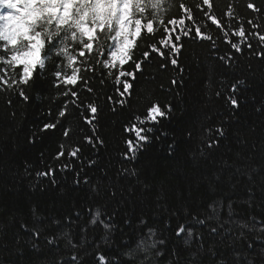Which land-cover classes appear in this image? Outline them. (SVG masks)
<instances>
[{"label": "trees", "instance_id": "trees-1", "mask_svg": "<svg viewBox=\"0 0 264 264\" xmlns=\"http://www.w3.org/2000/svg\"><path fill=\"white\" fill-rule=\"evenodd\" d=\"M212 2L213 10L208 12L202 0H168L172 7L164 5L168 8V11L161 12L164 25L158 22L154 24L159 29L155 34L158 47L161 33L168 35L163 32L164 27L169 30L174 27L168 22L170 18L184 19L185 25L192 26L193 29L199 26L204 34L212 36V41L184 38V49L178 60V67L151 54V59L142 65L144 73H137V80L131 81L134 86L131 96L120 97L115 91L117 86L106 80L107 70L92 60L87 64L90 71L86 72L84 67L81 68L80 75L89 78L87 85L85 86L84 80H80L72 89L77 93L75 97L71 93L63 96L62 90L68 89L63 85L60 89L55 87L53 73L58 66L66 64V60L56 56L54 52L46 58L44 50L41 57L45 59L46 67L42 70L37 66L35 69V84L25 89L28 101H24L18 91L10 90L7 84L0 81V233L5 231L4 225H7V234L0 238V258H8L11 253V247L3 248V241L11 244L18 237L20 246L26 247L24 242L30 238V233L21 225L29 228L34 226L33 208L45 217L42 222L45 225L49 224L50 215L62 219L65 215L74 214V211L81 213L75 223L62 219L61 225L45 228L44 235L56 237V243L51 246L55 249L50 253L52 264H75L71 259L74 255L80 258V264H99L96 258L100 255L130 264L129 258L123 253L136 247L148 227L164 228L167 213L162 209L153 211L156 198L161 192L173 208L177 207L178 195L183 194L191 212L202 216L208 214L209 203L223 200V219H229V201L234 202V214L230 218L233 221H248L250 212L258 220L264 217V212L255 206L250 210L244 203L248 199V192L245 191L248 186L246 177L241 178V183L234 190L215 192L209 190L208 183L202 178L205 174L211 175L216 169L227 166L264 169V46L258 40L259 35H264V0ZM181 3L191 7L193 20L187 19L183 9L179 7ZM248 3H252L260 11L253 12L247 8ZM228 11H233L232 17L227 16ZM151 12L147 8L142 15L137 12L134 15L146 21ZM213 14L223 21L228 37H224L223 32L211 24L209 16ZM248 20H252L258 27L248 24ZM241 24L246 29L247 43L241 45L240 53H235L227 40L239 42V38L233 37L231 33ZM175 34H179L178 27ZM96 35L99 37L101 34ZM143 36L146 37L143 42L138 40V47L133 49L135 60L142 59V53L146 50L151 53L148 45L153 42V36L146 31ZM213 42L215 46L211 47ZM112 43L110 38L103 41L106 55ZM247 44L252 47L248 48ZM81 48L82 46L75 48L73 55L78 56ZM95 48L94 42V51ZM89 55L92 54L86 53V57H78L76 66H80ZM106 55L99 58L104 59ZM221 55H233L234 59L229 64H224L219 60ZM162 63L166 67L162 68ZM22 69L18 65L10 72L7 66L0 64V74H6L5 79L15 78ZM125 69L134 70L131 61L125 65ZM67 71L70 74L71 70ZM174 78L177 79V85L172 84ZM101 80L105 83L101 84ZM240 80L244 81L243 85L238 83ZM233 84L237 86L236 93L232 92ZM87 87H91L96 95L89 93ZM230 96L237 99L238 108L231 106ZM73 100L76 103H72ZM120 100L125 101L124 105L120 104ZM88 101H95L100 109L96 134L104 141L102 147L94 148L86 139L93 136L92 127L85 122V115L90 113L83 112ZM152 103L171 105L173 112L150 134L151 142L138 151L137 158L126 160V140H134L135 137L134 134L123 132L122 128L129 122H135L136 115L146 114V109ZM77 104L80 105L79 108ZM61 110L65 111L64 117L59 116ZM57 120L60 122L55 129L40 132L45 123H56ZM221 125L227 128L228 138L217 149L209 150L207 144L212 142L215 129ZM64 131L68 132V136L64 135ZM162 132H167L168 135L163 136ZM241 140L245 143H238ZM170 145L173 149L171 154ZM62 146L65 154L57 159ZM75 148H79L80 152L76 157H70L68 153ZM201 149L210 154L206 158L201 157ZM237 152H241L243 158L238 159ZM92 160L96 164H90ZM50 168L57 183L53 185L44 177L37 181L36 173ZM133 172L135 175H132ZM255 179L256 183L252 187L256 188L259 196V185L264 182V177L257 176ZM85 181L88 183L85 184ZM5 183L8 190L4 189ZM190 187L192 191L189 200ZM94 188L99 194L93 191ZM130 189L134 191L135 197L119 206V215L116 217L119 226L107 243L104 242V229L101 225L97 224L95 228L89 226L86 233L81 230L88 225L90 215L97 207L104 213L102 219L107 220L112 214L116 207V200L111 198L112 191L123 192L127 196ZM66 193H70V197ZM117 199L120 197L117 196ZM160 203L163 204V200ZM125 213L130 214L134 225L138 224V217L143 214L146 224L132 228L125 226ZM9 218H12V222H9ZM185 222L183 213L171 218L170 226L162 234V238L166 239V246L161 248L175 249L187 260L190 253L197 250L195 242L188 248L174 235L179 223ZM187 226L195 227L190 223ZM261 226L264 225L257 224L258 228ZM226 227L236 228V225ZM61 230H70L77 247H71L65 239L58 236ZM257 234H250L253 237L250 241L253 248L237 250L249 254L259 252L264 243L254 239ZM204 242L207 245L206 230ZM41 244L43 247L46 241L42 239ZM231 251L230 248L217 247L215 259L218 260L221 256L231 259ZM157 260L161 264H168L169 257L166 253L165 256L155 258L153 264ZM202 261L203 264H214V259L208 255H203ZM136 264H140L139 256L136 257Z\"/></svg>", "mask_w": 264, "mask_h": 264}, {"label": "snow or ice", "instance_id": "snow-or-ice-1", "mask_svg": "<svg viewBox=\"0 0 264 264\" xmlns=\"http://www.w3.org/2000/svg\"><path fill=\"white\" fill-rule=\"evenodd\" d=\"M118 3L121 6L120 15L117 16L114 21L110 23L115 28V35L110 37L113 41V46L108 50L107 55L104 51V45L97 44L99 37L93 31L84 32L83 37L87 38V42L82 44L81 50L77 55H70L63 57L66 60V64L58 66L53 75L56 79L55 87L60 89L61 85L64 86L67 91L62 90L63 96L75 97L77 95L76 91L72 89L76 87L80 80L85 81V86L87 85L86 78L81 73V68L84 67L85 71H90L91 69L87 67L88 61L92 60L95 64L102 65L103 69L107 70L106 80L112 81L117 87L115 91L119 94L120 97L131 96L133 83L131 81L137 80V73L143 74L144 68L142 65H145L151 59V54H156L162 61H170V64L174 67H178V60L182 55V50L184 49V38L191 39L193 41H212L211 35H206L202 32V29L197 26L193 29L192 26H186L184 19H169V23L174 27L169 30L167 27H164L163 32L168 35L165 36L161 33L160 38L157 42L155 40V34L159 29L154 27L155 23L164 25L165 21L161 17V12L168 11V8H165L164 5L168 4V7H172L168 3V0H118ZM203 5L207 6V11L211 12L213 10L212 0H202ZM127 6L128 11L124 12V6ZM183 9L185 16L188 20H193V11L188 5L181 3L179 5ZM147 8H150L152 12L150 13L149 18L146 21H142L141 18H136L134 13L136 11L145 12ZM247 8L252 9L253 12H259L260 9L254 6L252 3L247 4ZM131 9V10H130ZM202 11H204L202 9ZM228 17L233 16V11L227 12ZM211 24L215 25L216 28L220 29L223 32L224 37H228V31H224L223 21L218 19L214 14L209 16ZM248 24H251L254 28L258 25L254 24L252 20H248ZM177 27L179 28V34H175ZM231 28V25H229ZM146 31L148 35L153 36V42L148 46L151 49L149 51H144L142 53V59L135 60L133 59V49L138 47V40L142 43L146 38L143 36V33ZM233 37H238L239 42H234L232 40H227V43L230 45L231 49L235 50V53H240L242 51L241 45L247 43L246 29L241 24L239 28L231 33ZM31 38V37H30ZM33 39V45L29 50L28 54L22 58L13 57L15 64L23 65L22 72L16 74L15 78L9 77L5 79L6 74H0V81L8 85V88L12 91H18L19 95L24 99V101L29 100V96L26 94L25 89L30 88L35 84L33 79V73L37 66L42 69L45 65V59L41 57V52L45 49L46 40L42 37H35ZM38 40V43L36 42ZM258 40L262 46H264V35H259ZM94 42L96 48L94 51ZM215 46V42L211 47ZM248 48H251V44H247ZM167 50V51H165ZM86 53L92 54L89 55L85 60H83L80 66H76L78 63V57H86ZM264 54V53H262ZM100 59L99 57H105ZM61 57V56H58ZM234 59L233 55H221L219 60L224 64H229L230 61ZM132 62L134 65V70H126L125 65H128L129 62ZM161 67H166V64H161ZM71 70L70 74L67 70ZM15 70V69H14ZM183 71V69H180ZM131 78V80H129ZM101 84H104L105 81L101 80ZM180 83H183V80H180ZM239 84L243 85L244 81L240 80ZM173 85H177V79L172 80ZM72 88H68V86ZM14 86V87H13ZM89 93L93 92L91 87H87ZM232 92H237V86L233 84ZM179 95V93H177ZM219 95V93H217ZM111 99V97L109 98ZM231 106L233 108H238L239 104L235 97H229ZM76 103L75 100L71 101ZM83 103V101L81 102ZM125 101L120 100V104L124 105ZM80 105L77 104V108ZM67 108V105H65ZM115 111V109H113ZM84 113H90V115H85V122L90 125L93 129V136L86 137L87 142L95 147L104 146V141L96 134V122L99 121L100 109L98 104L95 101H88L85 108L83 109ZM173 112V107L171 105H161L159 103H152L147 109L146 114L143 116L136 115L135 122H129L124 125L122 131L129 134H134L135 139H127V153H130L129 156L127 153L124 156V159H136L137 153L143 149L146 145L151 142V136L154 131L157 130V127L160 126L164 121H166ZM60 117L65 116V111L61 110L59 112ZM60 121L57 120L56 123H45L40 129V132H47L48 130L55 129L57 124ZM35 135V134H34ZM64 135L68 136V132L64 131ZM161 135L167 136V132H162ZM228 138V130L224 125L217 127L215 129V136L211 137L212 142L207 144L209 150L217 149L222 143H224ZM159 139V137H156ZM32 142L31 140L29 141ZM240 144H244V141H238ZM170 154L173 151L172 146H169ZM80 152L79 148L71 150L68 155L70 157H76ZM65 153L62 150L59 152L57 159L60 156H63ZM201 157H207L210 153L205 152L203 149L200 151ZM236 156L238 159L243 158L241 152H237ZM90 164H96L95 160L90 161ZM27 172V169H26ZM132 175H135L133 172ZM261 176L264 177V169H256L249 166H227L221 167L213 171L211 175L205 174L202 178L208 183L209 190L212 192L223 191L225 189L234 190L237 185L241 183V178L246 177L248 186L245 188V191L248 192V199L244 201L247 204L248 208L251 210L254 206L259 209V211L264 212V182H261L259 185L260 194L257 196L256 188L252 187L256 183L255 177ZM37 181L41 177L48 178L50 183L55 185L57 181L54 178V172L50 168L48 171H39L36 173ZM79 183V181H77ZM85 184L88 182L85 181ZM139 183V181H137ZM147 187V185H145ZM4 189L8 190V185L4 184ZM94 192H97V189H93ZM191 187L188 189L189 200L191 198ZM97 194H99L97 192ZM70 197V193H66ZM117 196L120 199H117ZM135 197L133 190H129L127 196L123 192L117 193L112 191L111 198L116 200V207L114 208L111 215L108 216V219H102L104 213L102 210L97 207L94 212L91 213L88 225L82 227V231L86 233L87 228L91 226L95 228L97 224L101 225L104 229V242L107 243L110 239L111 234L118 228L116 222V217L119 215V206L127 204V202ZM163 200V204L160 201ZM233 201H229L228 208V217L229 219L222 218V210L224 208L223 200H213L208 204V214L207 215H198L197 213L191 212L188 208V202L183 199V194L178 195L177 197V207L173 208L168 204L167 198L161 192L160 196L156 198V204L153 207V211L156 212L158 209H162L163 212L167 213V217L164 220V228L150 226L147 228V231L144 235L140 237L137 242V245L134 249L123 253L129 258L130 264H136V257H140V264H153V260L158 257L165 256L166 253L169 257L168 264H203L202 256L208 255L214 259V264H264V247H262L259 252L254 254H249L242 250L237 249H251L253 244L250 242L253 238L250 234L258 233L254 236V239L264 243V226L257 227V224L264 225V217L258 218L249 213L250 219L248 221H233L230 218L234 214ZM152 207V206H150ZM33 220L34 226L29 228L27 225H21L25 231L30 233V238L24 242L26 247H21V241L17 237L11 244L8 241H3V248L8 249L11 247V253L8 258H0V264H52L50 260V253L55 251L52 249V245L56 243V237H51L44 235L46 227L51 225H61L63 221H71L75 223L81 213L79 211H74V214L65 215L62 219L54 215H50L48 218L49 224L45 225L42 223L45 220V217L40 215L35 208H33ZM179 213H183L186 222L179 223L178 228L175 230V237L179 238L185 247H192L195 242L196 251L190 253V258L184 260L179 251L172 249L168 250L166 247L163 249L161 246H166V239L162 238L164 230H166L171 223V218L177 216ZM9 222H12V218H9ZM192 224L195 227H189L188 224ZM146 224L143 214H140L138 217V224L133 223L130 214L125 213L124 225L132 227H141ZM236 225V228L226 227V225ZM5 231L0 233V238L3 235H6L7 225H4ZM238 229V230H237ZM122 230V229H121ZM204 230L208 234L207 245L204 242ZM58 236L67 241L68 245L75 248L76 244L73 243L70 230H61L58 233ZM46 241V244L42 247L41 240ZM83 246V244H81ZM217 247H226L230 248L232 251L230 253L231 259L225 256H221L218 260L215 259L217 256L216 248ZM47 249V251H45ZM14 257V259H13ZM72 261L75 264H80V258L78 256H72ZM99 261V264H123V261H113L109 258H106L104 255H100L96 258ZM156 264H161L159 260L156 261Z\"/></svg>", "mask_w": 264, "mask_h": 264}, {"label": "clouds", "instance_id": "clouds-1", "mask_svg": "<svg viewBox=\"0 0 264 264\" xmlns=\"http://www.w3.org/2000/svg\"><path fill=\"white\" fill-rule=\"evenodd\" d=\"M123 11H128L126 5ZM120 12L118 0H0V64L14 71L18 65L13 57L27 55L31 38L37 36L47 41L46 58L53 52L61 57L73 55L75 48L87 42L82 34L88 31L100 33L97 44H103L115 35L110 22Z\"/></svg>", "mask_w": 264, "mask_h": 264}, {"label": "rangeland", "instance_id": "rangeland-1", "mask_svg": "<svg viewBox=\"0 0 264 264\" xmlns=\"http://www.w3.org/2000/svg\"><path fill=\"white\" fill-rule=\"evenodd\" d=\"M21 66L23 67V65L21 64Z\"/></svg>", "mask_w": 264, "mask_h": 264}]
</instances>
